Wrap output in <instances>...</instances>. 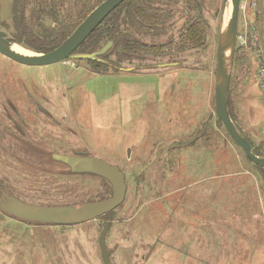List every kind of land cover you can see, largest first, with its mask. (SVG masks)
Wrapping results in <instances>:
<instances>
[{"label":"rangeland","instance_id":"obj_1","mask_svg":"<svg viewBox=\"0 0 264 264\" xmlns=\"http://www.w3.org/2000/svg\"><path fill=\"white\" fill-rule=\"evenodd\" d=\"M44 1L16 0V19L13 25L6 23L12 44L31 54L61 45L96 6L84 0L81 12L70 0H57L50 11ZM174 2L165 1L163 9L172 14L158 31L131 26L136 39L150 46L175 40L169 48L163 46V55L153 51L129 61L117 49L110 61L102 58L107 65L67 60L44 68L0 55V121L9 120L6 107L36 127L35 140L15 144L18 152L8 154L0 147V184L9 194L42 207H81L111 198L106 180L75 176L52 159L75 156L77 150L118 167L128 187L116 211L79 226L24 223L0 211V264H103L99 236L106 223L112 264H264V169L233 143L215 110L218 36L232 6L229 10L224 0H211L210 16L219 14L214 21L208 17L207 0L203 17L213 27L212 48L207 37L204 49L178 54V33L189 22L183 11L191 6L194 20L198 2L180 0L179 15ZM47 11L48 30L43 19ZM119 14L117 22L105 24L88 41L90 36L79 53L99 51L116 30L124 32L130 21L126 9ZM245 16L252 14H239L240 28ZM235 60L243 61L244 80L231 81L230 112L257 156L264 158V97L256 84V67L242 51ZM136 68L132 74L119 71ZM31 95L46 112L38 113ZM203 131L193 146L169 149ZM157 148V159L148 167Z\"/></svg>","mask_w":264,"mask_h":264},{"label":"water","instance_id":"obj_2","mask_svg":"<svg viewBox=\"0 0 264 264\" xmlns=\"http://www.w3.org/2000/svg\"><path fill=\"white\" fill-rule=\"evenodd\" d=\"M129 0H107L92 11L87 18L77 27L74 33L58 48L48 53L26 55L16 52L11 36L0 25V55L26 67L44 68L57 65L67 60L100 62L98 57H103L112 47L108 43L102 50L91 54H77L78 49L87 41L95 30L108 18V16ZM241 0H224L225 6H232L228 24L220 35L218 47V61L215 81V110L216 116L222 123L233 143L243 150L249 161L264 169V158L255 155L250 142L236 127L231 119L229 110V94L231 87L232 66L236 53V33L240 14ZM15 0H3L1 6V23L13 25L12 14ZM163 67H171L165 65ZM121 72L131 70L120 69ZM210 116L209 121L212 120ZM206 130L207 123L203 126ZM204 135L197 132L185 142H176L169 147L170 150H181L193 146ZM159 148L155 151L151 166L157 159ZM131 151L128 150V157ZM53 160L68 167L72 174H90L106 180L112 187V197L100 202L85 204L81 207H42L25 204L15 197L3 198L0 192V211L5 215L24 223L43 226L71 227L99 220L123 205L128 187L124 173L115 166L98 158L78 156L54 155ZM146 167V169L148 168ZM110 230L106 223L99 236V249L103 264H112L111 252L108 249L107 237Z\"/></svg>","mask_w":264,"mask_h":264},{"label":"flooded vegetation","instance_id":"obj_3","mask_svg":"<svg viewBox=\"0 0 264 264\" xmlns=\"http://www.w3.org/2000/svg\"><path fill=\"white\" fill-rule=\"evenodd\" d=\"M47 1H44V4L48 6L47 10H50V11L53 10L55 2H57V0H47ZM59 1H61V0H59ZM70 1L74 5V7L76 8V11L77 10H81V12L83 11V1L84 0H70ZM87 1H89V3H96V6L92 10V11H94L97 7H99L102 3H104L107 0H87ZM130 1H132V0H129L127 2H130ZM165 1L168 3H172L173 0L172 1H168V0H137L134 3H132V5L136 4V5H138L139 8L136 9L135 7H129L128 9H126V15H127L128 20L130 21V26L128 24H126V29H125L124 33L126 35H128L130 38L127 42L128 48H127V51L124 52L125 53L124 57L128 58L129 61L133 60L134 58L141 59L142 58L141 54H148V53H151L153 51L157 52V56H158V54L163 55L164 53L163 54L161 53L162 50H164L163 46L166 45L169 48L170 46H172L175 43V40H174V41H171V43H169V44L168 43L164 44L163 46L162 45L157 46L155 44L150 46V45H147V43H144L142 41L137 40L135 37L136 33L132 32V29H131V26L132 27L134 26L135 28L140 27L142 30H144L146 32L147 31H152V32L158 31L162 26L161 24L164 23V21L167 18H171L170 14H172L171 13L172 11L163 9L166 6ZM174 1H175L174 2L175 6H177V7H175L174 12L179 15V8L178 7L180 6V4H182V2H179L180 0H174ZM206 1L207 0H197L198 3H197L196 11H198V17L195 18L194 20H193V18H191V13L193 12L191 10L192 9L191 6H189L188 9L187 8L184 9V11H183L184 17L189 22L186 23L185 26L182 28V30L179 31V33H178V35H179L178 40L180 42L176 46V48H177L176 53L185 54L187 52H194L196 50L204 49L205 45H206L207 37H208V48H212V41L214 40L213 39L214 36H213V33H211V32H212L213 27L210 24V21H208V23L205 22V19L203 17V12H205V8L203 6L206 5ZM14 4H15V2H14ZM189 8L191 11L189 10ZM211 8H212L211 0H208V17L212 14ZM48 12L49 11H47L45 14V16H47V17H45V16L43 17V19L46 22L45 26H47L46 30H48V28L51 27V23L49 22V19H48V17H49L48 15H50V13H48ZM23 13L25 14V11ZM113 13H111V14H113ZM137 13H139L140 15H137ZM218 16H219V14L215 15V18L210 16V19L215 21L218 19ZM38 17H40V15H38ZM165 17H167V18L165 19ZM15 19H16V17L14 16V6H13V18H12L13 22L15 21ZM0 21H1V18H0ZM18 21H19L18 25L21 27L22 26V20L19 18ZM23 21H24V19H23ZM52 22H53V20H52ZM0 25L5 30H7V28H6L7 24L6 23L0 22ZM238 28H239V19H238L237 33H238ZM196 29H198L200 32H197ZM25 31H26V34L30 37L29 39H31V40L35 39L32 32H30L28 30H25ZM237 33H236V35H237ZM40 35L42 37L45 36L44 33L40 34ZM220 35H221V33L218 36L219 41H220ZM196 36H199L200 40L193 39V37H196ZM37 40L39 42L41 41L39 39H37ZM47 40H49V38L45 39V41H47ZM108 43H112L113 44L112 47L108 50V52L103 57H98V59H100L99 61L103 62L102 64L106 63V65L108 64V62H106V60H102V58H105L108 56L107 60L110 61V59H108L109 56L117 49H118V51H117L118 54L121 55L123 53L122 52L123 48L120 46L119 41H116L114 39L108 40L106 42V44L100 50H102L105 46H107ZM138 44L141 45V49H139V50H137ZM218 47H219V44H218ZM173 50L174 49H172L171 51H173ZM96 52H98V51L96 50V51L89 52L87 55H91V54H94ZM77 54H82V53H79V51H78ZM217 61H218V55H217ZM87 62H90V61H87ZM93 62H95V61H93ZM241 62L243 63V61H241ZM241 62H238V60H235V57H234V62H233V66H232L231 81H232V79H235L236 77H238L237 79H239L240 77H243L242 80H244V73H242L244 70V65H242ZM96 63H98V62H96ZM176 65H177V67L179 66V64H176ZM166 68H172V67H166ZM116 69H117V67H116ZM137 69L138 68H136V70L135 69H126V70H131L130 72H127V73L132 74L133 72H136ZM119 71H120V69H119ZM241 82H243V81H241ZM30 97L32 100L31 104L35 108H37V110L39 111L38 113L46 112V110H45L46 106H44L37 99V97H34L33 95H31ZM230 97H231V90H230V94H229V110H230ZM3 110H5V112L7 113L9 120L7 121V123L5 121H0V140H2V142H5L4 144L7 143V145H5V146L0 145V147L3 148L4 150H6L7 153L9 152L8 154L16 153L19 151V147L15 144L20 145L22 143H26V141L30 142L29 139H31V138H32V140H35V137H33V133L36 131V127H34V124L31 125L30 123H28L27 120L24 118V116L20 112L17 111V112H15V115H13V114L9 113V112H11L10 109L3 107ZM45 115H47V114H45ZM230 115H231V112H230ZM34 117H36V113L34 114ZM231 119L233 120L232 115H231ZM51 120L53 121L52 123H55V124L60 125L62 127L60 121H58L56 118H52ZM233 122H234V120H233ZM32 127L35 129L33 130ZM77 130L79 131V129H77ZM7 139H10L12 141L6 142ZM13 142H14V144H13ZM0 144H1V141H0ZM81 154L85 157H89V154L87 152L78 151V150L76 151L75 156H78ZM90 158H94V157H90ZM0 192L3 196V198H5V199H7L8 197H15L17 200H19L25 204H29L22 197L11 196L8 192V189L2 184H0ZM29 205H31V204H29Z\"/></svg>","mask_w":264,"mask_h":264},{"label":"built area","instance_id":"obj_4","mask_svg":"<svg viewBox=\"0 0 264 264\" xmlns=\"http://www.w3.org/2000/svg\"><path fill=\"white\" fill-rule=\"evenodd\" d=\"M247 12H251L252 17L245 16L241 28L239 24L236 52L250 55L256 67V84L264 97V0H241L240 14Z\"/></svg>","mask_w":264,"mask_h":264},{"label":"trees","instance_id":"obj_5","mask_svg":"<svg viewBox=\"0 0 264 264\" xmlns=\"http://www.w3.org/2000/svg\"><path fill=\"white\" fill-rule=\"evenodd\" d=\"M135 1H137V0H132V1H130V2H127V3H125L124 5H122L119 9H117L113 14H111L103 23H102V25L100 26V27H98L96 30H95V32L91 35V37L88 39V41H90V40H93V38H95V37H97L98 35H96L97 34V32H98V30H99V28H101L102 26H106L105 24H108L109 22H117L118 21V19H119V17H120V14H119V11L120 12H122L123 10H125V9H128L129 7H135L136 9L137 8H139L138 7V5H136V4H133L132 5V3H134ZM139 12V11H138ZM141 12V11H140ZM137 15H139V13H137ZM115 19V20H114ZM113 26V25H112ZM114 28H115V26H113ZM196 31L197 32H200L198 29H196ZM110 32H112V30H110ZM202 35V34H201ZM200 35V36H201ZM129 36L128 35H126L124 32H119V31H115V37H114V40H118L119 41V44H120V46L123 48V53L121 54V55H123V56H125V51H127V42H128V40H129ZM191 38V37H190ZM189 38V39H190ZM193 39H198V40H200V37L199 36H196V37H193ZM87 41V42H88ZM42 42V41H41ZM59 43V42H58ZM62 44V43H61ZM58 46H54V47H48L47 46V48H43V49H35L38 53H48V52H51V51H53L54 49H56V48H58L59 47V45H60V43L59 44H57ZM137 50H139V49H141V45L140 44H138L137 45ZM254 153H255V155H258V156H260L259 154H256V152L254 151Z\"/></svg>","mask_w":264,"mask_h":264},{"label":"bare ground","instance_id":"obj_6","mask_svg":"<svg viewBox=\"0 0 264 264\" xmlns=\"http://www.w3.org/2000/svg\"><path fill=\"white\" fill-rule=\"evenodd\" d=\"M228 3H230V0H229V2ZM228 7V6H227ZM229 10H231V7H229ZM230 15H231V13H230ZM60 46V45H59ZM14 50L16 51V52H19V53H23V54H26V55H34V54H31V53H29V52H27V51H24L22 48L20 49V48H18L17 46H14ZM60 164H62V163H60ZM72 174V173H71ZM73 175H75V176H94V175H90V174H83V175H77V174H73ZM94 177H98V176H94ZM100 178V177H99ZM101 179H103V178H101ZM87 224V223H86ZM81 225H84V224H81ZM72 227V226H71Z\"/></svg>","mask_w":264,"mask_h":264}]
</instances>
